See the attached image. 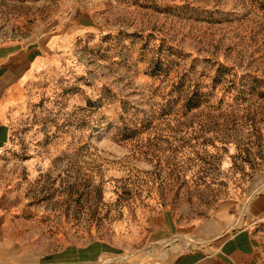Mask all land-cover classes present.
<instances>
[{
    "label": "rangeland",
    "instance_id": "obj_1",
    "mask_svg": "<svg viewBox=\"0 0 264 264\" xmlns=\"http://www.w3.org/2000/svg\"><path fill=\"white\" fill-rule=\"evenodd\" d=\"M41 29L48 79L0 157V196L20 198L5 223L37 255L131 264L207 244L224 213L221 241L246 225L264 188V0H0V35Z\"/></svg>",
    "mask_w": 264,
    "mask_h": 264
},
{
    "label": "crops",
    "instance_id": "obj_2",
    "mask_svg": "<svg viewBox=\"0 0 264 264\" xmlns=\"http://www.w3.org/2000/svg\"><path fill=\"white\" fill-rule=\"evenodd\" d=\"M46 31L41 29L28 35L7 37L0 35V157L8 150L14 126L19 123L23 105L31 99L37 82L48 79V64L53 57L48 52ZM18 206L19 196L9 197L4 193L0 196V264H5L6 253L9 260L12 258L11 264H94L84 257L85 250L77 248L76 256L68 253V247L59 250L55 255L57 258L48 254V250L37 255L40 248L31 236L22 235V222L16 220V223H10L11 226L5 223L6 209ZM225 215L217 225L218 232L207 235L211 231L210 226L200 234V237L209 240L205 241L207 244L200 243L202 246L197 247L198 243L189 241L190 246L194 247L191 250L180 252L169 248L131 264H264V188L252 200L251 207L244 215L247 217L246 225L221 241L227 235L224 234L226 228L233 223Z\"/></svg>",
    "mask_w": 264,
    "mask_h": 264
},
{
    "label": "bare ground",
    "instance_id": "obj_3",
    "mask_svg": "<svg viewBox=\"0 0 264 264\" xmlns=\"http://www.w3.org/2000/svg\"><path fill=\"white\" fill-rule=\"evenodd\" d=\"M186 240H188V239H186ZM190 242H192V243H195V242H193V241H191V240H189ZM103 263H105V262H103ZM108 262H106L105 264H107Z\"/></svg>",
    "mask_w": 264,
    "mask_h": 264
}]
</instances>
